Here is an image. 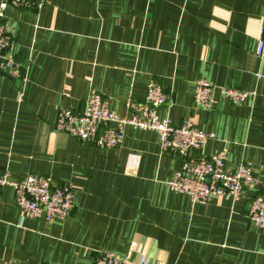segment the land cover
<instances>
[{
    "label": "crops",
    "instance_id": "0c3cea01",
    "mask_svg": "<svg viewBox=\"0 0 264 264\" xmlns=\"http://www.w3.org/2000/svg\"><path fill=\"white\" fill-rule=\"evenodd\" d=\"M1 1V0H0ZM9 50L20 73L0 74V175L71 185L69 216L46 225L23 218L11 187L0 189V264H94L112 252L147 264H264V230L246 217L264 199V0H49L41 10L7 7ZM214 86L207 112L194 85ZM156 82L157 116L214 135L192 158L223 150L226 168L247 165L242 196L192 204L166 184L180 156L161 154L155 132L127 126L115 149L55 131L60 109L80 113L94 92L127 117ZM220 88L251 93L240 105ZM110 129L114 126L110 125Z\"/></svg>",
    "mask_w": 264,
    "mask_h": 264
},
{
    "label": "built area",
    "instance_id": "2783aa9c",
    "mask_svg": "<svg viewBox=\"0 0 264 264\" xmlns=\"http://www.w3.org/2000/svg\"><path fill=\"white\" fill-rule=\"evenodd\" d=\"M49 0H1L0 1V74L18 78L20 69L10 55L12 30L5 17L7 7L33 8L41 10ZM255 56L264 60V39H258ZM221 95L233 105L242 104L251 93L235 89L220 88ZM214 86L199 80L194 85V104L207 112L213 103ZM168 99L161 87L150 81L146 87L143 103L128 101L125 104L129 115L119 117L108 109L106 101L97 93H90L85 99L80 113L60 109L55 120V131L80 142L82 145L99 149L117 148L127 126L155 132L158 136V149L161 154L182 158L173 177L166 187L170 192L186 195L192 204H205L212 197L229 198L237 201L248 186L255 183L252 170L239 164L234 170L226 168V152L220 150L210 157L195 159L192 153L201 150L205 143L214 140V135L195 129L190 123L179 126L157 116V109L164 106ZM114 128L110 129L109 126ZM11 187L14 200L23 218L37 219L46 225L62 220L74 208V194L71 185L53 186L49 179L28 175L11 181L7 174L0 175V189ZM247 219L257 228L264 230V199L259 196L251 199L247 209ZM4 264H18L6 262ZM94 264H147L141 258L131 260L112 252H100Z\"/></svg>",
    "mask_w": 264,
    "mask_h": 264
}]
</instances>
